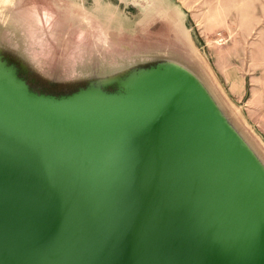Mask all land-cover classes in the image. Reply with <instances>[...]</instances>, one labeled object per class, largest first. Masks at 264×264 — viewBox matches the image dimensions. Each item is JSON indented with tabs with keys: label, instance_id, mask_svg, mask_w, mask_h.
<instances>
[{
	"label": "water",
	"instance_id": "1",
	"mask_svg": "<svg viewBox=\"0 0 264 264\" xmlns=\"http://www.w3.org/2000/svg\"><path fill=\"white\" fill-rule=\"evenodd\" d=\"M153 68L131 119L83 143L0 121V264H264V160L190 64Z\"/></svg>",
	"mask_w": 264,
	"mask_h": 264
},
{
	"label": "rangeland",
	"instance_id": "2",
	"mask_svg": "<svg viewBox=\"0 0 264 264\" xmlns=\"http://www.w3.org/2000/svg\"><path fill=\"white\" fill-rule=\"evenodd\" d=\"M8 1L0 121L45 145L83 143L86 126L123 127L158 79L149 84L155 64L172 58L197 71L264 160V0ZM198 106L211 115L209 101L189 110Z\"/></svg>",
	"mask_w": 264,
	"mask_h": 264
},
{
	"label": "crops",
	"instance_id": "3",
	"mask_svg": "<svg viewBox=\"0 0 264 264\" xmlns=\"http://www.w3.org/2000/svg\"><path fill=\"white\" fill-rule=\"evenodd\" d=\"M245 84V82H243ZM244 87V86H243ZM256 102H264L263 96H259L256 100Z\"/></svg>",
	"mask_w": 264,
	"mask_h": 264
},
{
	"label": "bare ground",
	"instance_id": "4",
	"mask_svg": "<svg viewBox=\"0 0 264 264\" xmlns=\"http://www.w3.org/2000/svg\"><path fill=\"white\" fill-rule=\"evenodd\" d=\"M7 186H9V185L7 184L6 187H7ZM6 201H7L6 204H8V203H10L11 200H10V199H7ZM6 201H5V202H6Z\"/></svg>",
	"mask_w": 264,
	"mask_h": 264
}]
</instances>
